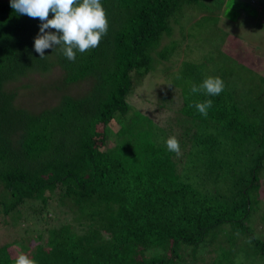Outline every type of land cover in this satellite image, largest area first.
<instances>
[{
	"label": "trees",
	"instance_id": "obj_1",
	"mask_svg": "<svg viewBox=\"0 0 264 264\" xmlns=\"http://www.w3.org/2000/svg\"><path fill=\"white\" fill-rule=\"evenodd\" d=\"M204 1L212 0H101L107 34L69 61L58 48L40 58L33 47L39 19L0 0V223L43 226L32 237L18 236L17 251L13 241L1 242L0 264H15V252L36 264H193L206 241L218 243L213 264L264 259L263 231L251 224L264 209V116L251 119L225 83L218 96L192 93L208 76L184 59L185 79H172L179 88L173 103L199 128L188 137L172 129L179 156L153 134L133 144L140 130L155 128L153 122L135 128L128 114L136 78L174 58L180 63L178 38L163 44L172 34L169 17ZM54 68L60 77L41 85L63 92L56 104L32 111L18 103L33 87L23 79ZM83 82V92L64 93ZM209 99L204 117L194 105ZM114 119L119 127L129 124L104 148Z\"/></svg>",
	"mask_w": 264,
	"mask_h": 264
},
{
	"label": "rangeland",
	"instance_id": "obj_2",
	"mask_svg": "<svg viewBox=\"0 0 264 264\" xmlns=\"http://www.w3.org/2000/svg\"><path fill=\"white\" fill-rule=\"evenodd\" d=\"M121 6L122 3L119 4L118 11ZM169 23L172 34L164 35L163 44H169L178 38L182 43V57L179 64L174 58L164 67L155 66L143 80L137 76L138 86L128 97L131 104L128 114L131 115L132 120H135V128L137 123L138 125L142 123L146 124L144 127L146 129L153 122L156 129L147 130L148 134L140 130L139 136H135V139L132 134L133 144H139L142 136L143 139L150 134L154 135L156 142H165L169 137L174 136L172 129H176L178 134L184 130L187 136V134L191 135L190 130L194 129L195 132L199 128L196 127V123H199L197 119L191 114L183 113L180 111V106L173 103V99L176 102L179 100V88L173 86L172 81L182 82L185 79L182 76L184 59L199 64L204 76L221 78L227 90L236 94V101L245 106L251 119L258 121L264 116V0H212L204 1V5L201 6L192 3L183 6L180 11L173 12L169 17ZM59 77L58 68L44 74L29 75L23 79V82H31L33 87L21 93L18 103L32 111L56 104L63 92L55 94L53 89L44 90L45 85L42 87L41 84H47ZM87 87L88 84L83 82L77 88L72 86L64 93L78 94ZM133 113L138 114L139 121ZM124 122L120 127L116 119L108 124L106 129L109 136L104 148L114 146L116 130L125 129L129 124L128 119ZM164 145L166 146V143ZM262 176L264 177V165ZM53 209L51 211L55 215L58 213V216L65 220L66 213L56 206ZM263 211L261 207V210L256 212L257 215L251 219L252 226L258 231L262 230V235H264V221L261 218ZM15 224L19 227L0 223V243L13 241L12 251L21 248V244L16 241L18 236L28 232V236L32 237L39 231L36 229L43 227L38 226L41 222L28 223L25 220L19 223H16V220L12 221L11 225ZM26 225L31 226L24 228ZM227 233L229 231L224 234ZM217 244L210 241L202 243L196 250V260L193 264H213V260L219 254L216 250ZM16 253L18 252L13 253V256L17 257ZM247 264H264V259L256 258L255 262Z\"/></svg>",
	"mask_w": 264,
	"mask_h": 264
},
{
	"label": "clouds",
	"instance_id": "obj_3",
	"mask_svg": "<svg viewBox=\"0 0 264 264\" xmlns=\"http://www.w3.org/2000/svg\"><path fill=\"white\" fill-rule=\"evenodd\" d=\"M9 4L18 15L41 22L33 45L40 58L45 56L46 49L58 48L69 61H75L77 52L83 54L98 47L108 31L107 15L101 0H9ZM223 90L224 82L219 77H208L199 86L191 88L192 93L203 92L208 96H218ZM211 106L210 99L194 105L204 117H207ZM165 143L168 151L181 155L175 136L169 137ZM15 264H36V261L20 253Z\"/></svg>",
	"mask_w": 264,
	"mask_h": 264
}]
</instances>
